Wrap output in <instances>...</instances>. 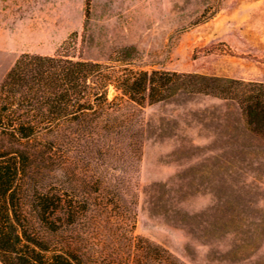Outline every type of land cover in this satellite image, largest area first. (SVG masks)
<instances>
[{
  "label": "rangeland",
  "instance_id": "rangeland-1",
  "mask_svg": "<svg viewBox=\"0 0 264 264\" xmlns=\"http://www.w3.org/2000/svg\"><path fill=\"white\" fill-rule=\"evenodd\" d=\"M256 34L264 0H0V83L20 55L59 53L116 71L264 84ZM133 111L136 153L126 141L120 153H99L95 138L27 153L30 189L60 183L76 201L106 205L105 235L147 241L178 264H264V138L236 104L177 95Z\"/></svg>",
  "mask_w": 264,
  "mask_h": 264
},
{
  "label": "trees",
  "instance_id": "trees-1",
  "mask_svg": "<svg viewBox=\"0 0 264 264\" xmlns=\"http://www.w3.org/2000/svg\"><path fill=\"white\" fill-rule=\"evenodd\" d=\"M177 95L232 101L248 131L264 138L262 83L116 71L59 53L20 55L0 83V264H178L147 241L105 235L100 229L106 205L76 201L60 183L30 189L27 174L35 160L27 153H66L67 141L95 138L99 153H120L126 141V150L136 153L142 125L133 108Z\"/></svg>",
  "mask_w": 264,
  "mask_h": 264
},
{
  "label": "crops",
  "instance_id": "crops-1",
  "mask_svg": "<svg viewBox=\"0 0 264 264\" xmlns=\"http://www.w3.org/2000/svg\"><path fill=\"white\" fill-rule=\"evenodd\" d=\"M256 35H257V40H259L261 42V44L264 45V36L261 34H256Z\"/></svg>",
  "mask_w": 264,
  "mask_h": 264
}]
</instances>
